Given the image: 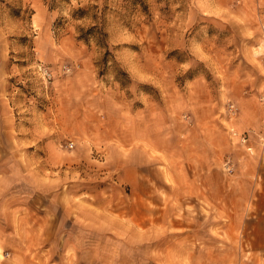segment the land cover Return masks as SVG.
I'll return each instance as SVG.
<instances>
[{"label":"rangeland","instance_id":"rangeland-1","mask_svg":"<svg viewBox=\"0 0 264 264\" xmlns=\"http://www.w3.org/2000/svg\"><path fill=\"white\" fill-rule=\"evenodd\" d=\"M243 1L0 0V183L29 187L34 215L52 222L47 246L88 199L99 213L119 207L127 228L88 238L92 264H261L202 188L203 108L228 148L216 170L230 176L231 92L264 80V7Z\"/></svg>","mask_w":264,"mask_h":264},{"label":"crops","instance_id":"crops-1","mask_svg":"<svg viewBox=\"0 0 264 264\" xmlns=\"http://www.w3.org/2000/svg\"><path fill=\"white\" fill-rule=\"evenodd\" d=\"M254 1L256 9L257 6L264 7V0ZM243 2L248 9L253 0ZM247 89H233L231 92L238 109L234 125L245 140H236L239 143L233 149L236 164L230 176L224 177V173L216 170L220 158L228 149L224 135L215 128L209 129L217 123L214 119L216 114L207 105L202 110V188L206 192H214L216 201L222 202L223 214L217 215L214 220L221 218L218 222L224 225L220 228L228 234V239L243 241L241 250L261 257V264H264V80ZM247 147H250L249 151ZM28 190L27 186L0 183V264H92L95 249L94 244L87 243L88 238L102 235L100 239H122L127 234L122 221L124 215L119 207H112L111 211L104 207L99 213L96 211L98 206L83 199L82 205L73 204L79 214L76 221L72 219V231L63 232L60 221L56 228L60 233L55 239L58 243L51 248L46 242L52 222L40 212L34 215L36 211H32L30 195L24 194L30 192ZM165 215L152 219L151 226L146 224L145 236L141 237L154 238L152 234H158L155 226L160 222L166 224ZM63 234L67 238L72 234L73 244H64L68 240ZM80 235L83 243L78 242ZM224 254L229 253L224 251Z\"/></svg>","mask_w":264,"mask_h":264},{"label":"built area","instance_id":"built-area-1","mask_svg":"<svg viewBox=\"0 0 264 264\" xmlns=\"http://www.w3.org/2000/svg\"><path fill=\"white\" fill-rule=\"evenodd\" d=\"M262 44H263V45H262L263 50L260 51V53H257V56L261 57V59H262V61H263V63H264V33H263V38H262ZM227 107H228V111H229V114H230V115H233V114L236 113V107L234 106V104H232V103H228ZM230 131H231V130H230ZM231 133H232V131H231ZM232 135H233V133H232ZM241 140L244 141V140H245V137H241ZM73 145H74L73 142L69 141V143L67 144V147H68V148H72ZM224 169H225V171H226L227 173H231V172H232V170H233V164H232V162L230 161V159H227V160L225 161V163H224Z\"/></svg>","mask_w":264,"mask_h":264},{"label":"bare ground","instance_id":"bare-ground-1","mask_svg":"<svg viewBox=\"0 0 264 264\" xmlns=\"http://www.w3.org/2000/svg\"><path fill=\"white\" fill-rule=\"evenodd\" d=\"M242 142V141H241ZM247 150H250V147H247Z\"/></svg>","mask_w":264,"mask_h":264}]
</instances>
